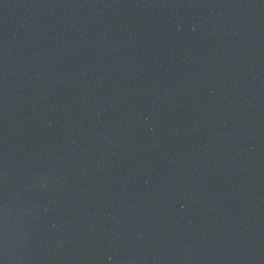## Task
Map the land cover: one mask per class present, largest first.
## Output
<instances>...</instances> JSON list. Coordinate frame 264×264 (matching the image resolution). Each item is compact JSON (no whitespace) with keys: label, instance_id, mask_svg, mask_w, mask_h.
I'll use <instances>...</instances> for the list:
<instances>
[{"label":"water","instance_id":"water-1","mask_svg":"<svg viewBox=\"0 0 264 264\" xmlns=\"http://www.w3.org/2000/svg\"><path fill=\"white\" fill-rule=\"evenodd\" d=\"M0 264H264V0H0Z\"/></svg>","mask_w":264,"mask_h":264}]
</instances>
